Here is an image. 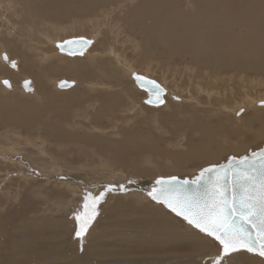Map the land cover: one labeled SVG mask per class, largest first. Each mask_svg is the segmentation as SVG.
Segmentation results:
<instances>
[{
    "label": "bare ground",
    "instance_id": "1",
    "mask_svg": "<svg viewBox=\"0 0 264 264\" xmlns=\"http://www.w3.org/2000/svg\"><path fill=\"white\" fill-rule=\"evenodd\" d=\"M69 29L78 34L72 37L91 40L89 47L75 56L57 47L58 42L72 38L60 37ZM0 47V126L7 129L0 132V166L4 167L5 182L38 181V193L46 189L60 200L66 199L65 203L76 210L88 192L106 193L97 206L100 215L83 238L73 240L75 244L86 240L83 250L89 255L77 264H203L207 250L216 258L220 255V250L214 248V237L205 238L190 227L181 228L173 218L175 213L168 212L148 193L157 187L161 176L184 175L193 164L197 168L192 170L199 171L228 155L250 153L264 140V98L249 94L247 87L255 81L244 78L257 77L258 73L264 77V0H0ZM13 52L21 54L23 60ZM171 61L192 67L194 75L188 77V82L197 93L190 91L185 97L155 79L164 88L163 103H147L148 91L133 76L154 79L151 73H158V68L163 70ZM141 68L148 74L139 73ZM237 69L244 76L236 75L232 84L231 78L227 82V77L220 76ZM42 76L54 78L55 86L64 79L77 86L60 95L63 90L51 92ZM27 79L29 89L23 84ZM133 84L144 92L142 102L146 106L139 102V91L132 88ZM258 85L264 86L254 84ZM236 87L246 91L243 101L237 104ZM17 90L22 96L15 94ZM202 93L207 96L200 99ZM171 99L188 113L184 120L180 118L184 132L174 143L163 144L162 137L143 128L144 117H133L138 118L134 126H126L130 125L127 114V123L123 121L122 114L127 111L138 107L155 111ZM222 108L229 118L221 117ZM230 110L234 112L232 120ZM250 110L252 113L245 116ZM117 122L123 126L112 129ZM102 155L121 165L114 167L103 159L97 161V166L76 163ZM140 155L146 160L160 158L159 164L151 167L152 174L146 173L148 167L143 170L137 166L138 159L134 160ZM202 161L209 162L203 165ZM124 164L130 165L132 173ZM170 166L183 172L162 171ZM112 199L117 200L112 203ZM3 210L0 206V252L5 251V260L0 257V264H48L43 259L47 255L36 252L38 238L47 237L51 231L58 240L55 244H61L78 226L76 215L72 220L50 219L51 223L44 215H31V221L23 217L19 224ZM120 213L126 220H120L118 235L111 230L117 244L111 248L98 244L108 241L102 237L109 227V222H102L104 218ZM97 221L102 225L97 231L101 236L94 238ZM73 236L69 234L70 241ZM183 244L192 246L197 254L173 253V248ZM242 253L247 258L250 255L248 263L264 264L259 254L253 257L247 250Z\"/></svg>",
    "mask_w": 264,
    "mask_h": 264
},
{
    "label": "rangeland",
    "instance_id": "2",
    "mask_svg": "<svg viewBox=\"0 0 264 264\" xmlns=\"http://www.w3.org/2000/svg\"><path fill=\"white\" fill-rule=\"evenodd\" d=\"M14 20H15V22L18 24V26L20 27V25H19V23H18V20H19V18L18 17H15L14 18ZM92 33V32H91ZM61 36V38L63 39V38H66V37H72V36H76V35H78L77 33H76V31H74L73 32V30H71V29H69L68 30V32H65V33H61L60 34ZM109 35H111V34H109ZM127 39H129V40H133L132 38H127ZM133 42V41H132ZM103 48V47H102ZM101 48V49H102ZM0 50H1V47H0ZM13 54L15 55V56H20V59H22L23 60V58H21L22 57V55L21 54H19L18 52L17 53H14L13 52ZM73 56H75V55H73ZM80 56V55H79ZM172 62H173V64H172ZM175 62L176 61H171L170 62V65L168 66V65H165V67H163V70L161 69V68H158V73L156 72V73H151L152 75L151 76H153V78L154 79H157L158 81H160V82H162L163 84H164V86L168 89V90H171V91H175V92H178V93H180L182 96H185V97H189L188 95L190 94L189 92L191 91V93H197L194 89H192L191 88V86H190V82H188L189 80H188V77H191L192 75H194L193 74V72H194V70L192 69V67H188V68H184V65H182V63H180V62H177L176 64L177 65H175ZM180 63V64H179ZM172 69H171V68ZM165 68V69H164ZM153 70H155V69H153ZM161 70L162 71H166V72H161ZM171 70V71H170ZM235 71V72H234ZM236 71H237V74H235L236 73ZM138 72L139 73H141V74H143V73H146V71L145 70H143L142 68L141 69H138ZM239 70L237 69V70H231V73H225V72H222V74H220V76H222V77H227V82H229V78H231V80H230V83L232 82L233 83V78H236V75L238 76L239 75V77H241V76H244L243 74H241L242 72H239ZM165 73H167L166 74V76L164 77V75H165ZM146 74H148V73H146ZM149 74H150V72H149ZM235 74V75H234ZM234 75V76H233ZM131 76V75H130ZM232 76V77H231ZM125 78H127L128 80H131V79H129V77L128 76H124ZM132 77V76H131ZM134 77V76H133ZM258 77V78H257ZM257 77H248V76H246V77H244L246 80H248L249 82H251V81H255L253 84H249L250 86H248L247 88H249V94L251 93L253 96H259V97H262L263 96V98H264V86H260V85H258V86H254V84L255 83H257L258 82V84H264V77L262 76V75H259V73L257 74ZM260 77V78H259ZM42 79L41 80H43V81H46V82H48V84H47V87H48V90H51V92H57V93H59L57 90H56V88L57 89H61V90H63L61 93H60V95H62V94H66L67 92L66 91H72V90H74V88L73 87H75L76 88V86L77 85H72V86H69V87H65V88H60L59 86H55V84H54V78H52V77H41ZM48 78V79H47ZM63 77H60V79H62ZM66 78V77H65ZM18 79V78H17ZM20 79H21V77H20ZM53 79V80H52ZM59 79V80H60ZM256 80H257V82H256ZM20 81V80H19ZM261 83H260V82ZM235 82V81H234ZM231 83V84H232ZM20 86V85H19ZM78 87H80L79 89H82L83 87L82 86H80V85H78ZM179 89H178V88ZM185 89L186 88V90H184L183 88ZM133 89H136V88H138V87H136L134 84H133V87H132ZM180 88H182V89H180ZM237 88V87H236ZM65 90V91H64ZM179 90V91H178ZM261 90V91H260ZM20 90H17V91H15L14 93L15 94H20V96H22L21 94V92H19ZM139 91V92H138ZM136 92H138V93H136L137 94V98H138V100H139V102L140 103H144L145 104V106H146V103H145V101H143L142 102V100H143V98H144V92L141 90V89H139L138 88V90L136 91ZM245 90L243 89V88H237V94H236V99H238V100H236L235 101V104H237V103H239V102H241V101H243V98L246 96L245 95ZM0 93H2V90H0ZM142 93V94H141ZM169 92L168 91H166V94H168ZM57 95V94H56ZM140 96V97H139ZM204 96H207V95H205L204 93H202V94H200V96H199V98L200 99H203V97ZM147 97H148V95H147ZM221 99H223V97L221 98ZM172 101H167V104H168V107H167V104L166 103H164L162 106H163V108L165 107H167L165 110L162 108V106H159L158 108L159 109H156L155 111H158V113L157 112H155L153 109H149L148 110V108H147V110L146 109H144V110H142L141 108L139 109V107L138 108H136L135 110H130V111H127V113H125V114H122L123 116H125L126 114V116L127 117H130L129 119H130V121H129V124L130 125H126V126H134L135 125V122H134V120H136V119H138V118H135L134 120H133V117H139L140 119L142 118V117H144V120L145 121H143V119H142V121H143V123H142V127L143 128H145V129H150V130H152V132H154V135H156V136H159V137H162L163 139V144H168V143H171V141L172 140H174V141H172L173 143L175 142V141H177L178 140V137H181L182 136V134H183V128L180 126V120L181 119H185L186 118V116H187V114H186V112L184 113L183 112V110H184V108H183V106H179V105H177V102L175 101V100H173V99H171ZM244 100H246V99H244ZM169 103H170V105H169ZM142 104H140V105H142ZM143 104V105H144ZM166 104V105H165ZM142 105V106H143ZM148 105V104H147ZM195 106V105H194ZM153 107V106H152ZM172 107V108H171ZM198 106H196V108H197ZM181 108V109H180ZM139 111H138V110ZM174 109H175V111H174ZM160 110V111H159ZM165 112H164V111ZM173 110V111H172ZM177 110V111H176ZM216 110V109H215ZM141 111V112H140ZM147 111V112H146ZM151 111L153 112L152 114H151ZM171 111V112H170ZM185 111V110H184ZM220 111L222 112L221 113V117H223V118H229L228 117V115L226 114V113H224V112H226L223 108L222 109H220ZM180 112V113H179ZM183 112V113H182ZM231 112V113H230ZM140 113V114H139ZM144 113V114H143ZM157 113V114H156ZM168 113V114H167ZM173 113H175V115L176 116H174L173 115ZM228 113H230L229 115H230V119L232 120V118L233 117H231V115L233 116L234 114V112H233V110L231 111H229ZM250 113H252V111L250 110V111H248V112H246L245 113V116L247 115V114H250ZM137 114H139V115H137ZM159 114V115H158ZM179 114V115H178ZM133 115V116H132ZM177 115H178V117H177ZM126 116H125V118H123V121H125L126 123H127V119L128 118H126ZM171 116V117H170ZM174 116V117H173ZM185 116V117H184ZM147 118V119H146ZM154 118V119H153ZM156 118V119H155ZM158 118H159V121H158ZM175 118V119H174ZM181 118V119H180ZM220 118V117H219ZM222 118V119H223ZM170 119V120H169ZM173 119V120H172ZM177 119V120H176ZM178 119H179V121H178ZM132 120V121H131ZM163 120V121H162ZM230 120V121H231ZM150 121V122H149ZM156 121H157V123H156ZM231 122H233V121H231ZM145 123H146V125H145ZM178 123V124H177ZM150 124V125H149ZM159 124V125H158ZM175 124V125H174ZM177 124V125H176ZM117 125L118 126H116V127H113L112 129H115V130H118L119 129V127L121 126H123V124L122 123H119V122H117ZM160 125H162L160 128L161 129H156V128H159V126ZM179 125V126H178ZM155 126V127H154ZM158 126V127H157ZM166 128H165V127ZM154 127V128H153ZM152 128V129H151ZM179 128V129H178ZM181 128V129H180ZM5 129L6 128H3V127H1L0 126V132H4L5 131ZM175 129V130H174ZM7 130V129H6ZM156 130V131H155ZM158 130V131H157ZM177 130V131H176ZM109 131H111V128H109ZM162 132H164V133H162ZM188 133L190 132L189 130L187 131ZM157 134H159V135H157ZM169 138V139H168ZM167 140H169V141H167ZM264 146V140L263 141H261L259 144H256L253 148H252V150L251 151H255V150H257V149H261L262 147ZM90 149H91V147H89ZM92 150V149H91ZM96 154H98V152L96 151ZM137 154V153H136ZM126 156V155H125ZM128 156V155H127ZM230 155H228V156H226L225 158H223L222 160H219V161H217V162H215L214 164H219V163H221V162H223V161H226L227 159H228V157H229ZM235 156H238V155H235ZM98 156H93V158L92 159H90L88 162H85V160H84V162H82L83 160H80V162H76L77 164H89V163H91V164H93L94 166H97V163H99V162H97V161H99V160H104V161H109L111 164H113V166L115 167V165H121V163L120 162H114V159L112 158V160L110 159V157H108L107 158V156L106 155H102V157H99V158H97ZM104 157V158H103ZM141 157H142V161H141ZM107 158V159H106ZM138 159V160H137ZM144 159V160H143ZM153 161H152V160ZM160 159V158H159ZM159 159H158V157H151V158H147V160H146V157H144V156H142V155H140L139 157H137V158H135V162H136V160H137V162L139 163V164H137V166L138 167H141L143 170H144V168L146 169L147 167V169H146V173H148V174H152V171H151V167L152 168H155V166H157L158 164H159ZM111 160V161H110ZM146 160V161H145ZM95 161V162H94ZM156 161V162H155ZM113 162V163H112ZM141 162V163H140ZM143 162V163H142ZM154 162V163H153ZM158 162V163H157ZM209 161H202L201 163L203 164V165H205L206 163H208ZM147 163H149V164H147ZM152 163V164H151ZM200 163V162H199ZM199 163H196V164H199ZM199 164L200 166H202V164ZM174 164V163H173ZM173 164H170V165H173ZM92 165V166H93ZM140 165V166H139ZM199 165H197L198 167H199ZM125 169L127 168L128 169V171H132V168L131 167H129L127 164H124V165H122ZM146 166V167H145ZM1 167V171H0V184L1 185H3V187H0L1 188V190H0V203H1V201H2V204L3 205H1L0 204V206L2 207H4V210L3 211H6V213H8L9 214V218H11L10 220L12 221V219H13V222H17V223H21V222H23L24 220H26V221H31V220H28V218H32V217H40V216H42V215H44V217H46L47 218V220L49 219H52V220H55V219H58V220H68V219H70V220H72L73 218H74V215H78V214H81V213H83L84 212V198H83V200L81 201V204H80V207L76 210V208H74L73 206H71V205H68V204H66L65 203V200L63 199H61L60 200V198H59V196H56V195H51V193H49V191H46V189H42V191L43 192H45V193H43V194H40V193H38L37 191H36V189L38 188V186H40V185H38L39 183H38V181L36 182V181H32L31 179L30 180H28L27 182H28V184H27V182L26 181H24V180H20V179H18V182H17V180L16 181H12V183L11 184H13V185H11L10 183L8 184L7 182V180L8 179H6V182H5V177L6 176H3L4 174H5V171H3V169H4V167L3 166H0ZM144 167V168H143ZM150 168V169H149ZM165 168V167H164ZM163 168V169H164ZM168 168V169H167ZM197 167H194V164H193V167H192V165H191V167H189V170H188V172H186L184 175H181V174H177V175H179V176H181V177H185V176H189L190 178L191 177H193L198 171L197 170H192V169H196ZM126 169V170H127ZM167 170V172L168 171H176V172H183V170H177L176 168H173V166H170V167H166V169H164V170H162V171H166ZM151 171V172H150ZM184 171H186V170H184ZM83 173H85L84 171H82ZM155 172V171H154ZM132 173V172H131ZM142 175H144V174H142ZM1 178H3V179H1ZM7 178V177H6ZM15 178V177H14ZM86 179V178H85ZM22 181V182H21ZM17 182V183H16ZM5 183V184H4ZM26 185H25V184ZM6 184H8V185H6ZM15 184V185H14ZM19 184V185H18ZM21 184V185H20ZM24 184V185H23ZM31 184V185H30ZM34 184V185H33ZM32 185H33V187H32ZM20 186V187H19ZM21 186H23V187H21ZM27 186V187H26ZM9 189H8V188ZM19 187V188H18ZM11 188V189H10ZM28 188V189H27ZM3 189V190H2ZM12 191V193H10L11 191ZM14 190H16V191H14ZM19 190H20V192H19ZM34 190V191H33ZM48 190H49V187H48ZM6 193H4V192ZM32 191V192H31ZM65 191H66V194L67 195H70V191H68L67 189H65ZM8 192V193H7ZM35 192L37 193L36 195H35ZM27 193V194H26ZM88 193H90V192H88ZM94 196H95V191H93V192H91ZM34 194V195H33ZM46 194H47V196H46ZM49 194V195H48ZM99 194V193H98ZM2 195H3V197H2ZM11 195V196H10ZM21 195V196H20ZM23 195V196H22ZM43 195H44V197H43ZM97 195V194H96ZM4 196H6L5 198H4ZM15 196H18V199H16L15 198ZM33 196V198L34 199H31V197ZM35 196V197H34ZM43 197V198H42ZM51 197V198H50ZM81 197V196H80ZM11 198V199H10ZM14 198V199H13ZM66 198V197H65ZM12 200V201H11ZM20 200V201H19ZM115 200H117V199H112V203L115 201ZM31 201V202H30ZM121 201H123V202H129V201H132L131 199H123V200H121ZM8 202V203H7ZM24 203V204H23ZM32 206H34V209H30L31 208V205ZM62 203H64L63 205H62ZM28 204V205H27ZM42 204H43V206H42ZM57 204V205H56ZM39 206H41V207H39ZM108 206V205H107ZM16 207V208H15ZM18 207V208H17ZM36 208V209H35ZM12 209V210H11ZM59 209V210H58ZM64 209H66V210H64ZM73 210V211H72ZM105 210L107 211L108 210V207H106L105 208ZM33 211V212H32ZM21 212V213H20ZM68 212H70V213H68ZM168 212H173V211H171L170 209H168ZM30 213H32V214H30ZM77 213V214H76ZM20 214V215H19ZM36 214V215H35ZM118 214V213H117ZM117 214H115L114 215V217L112 216V217H108L107 216V218L105 219L104 218V220L102 221V222H109V227L107 228V232L105 233V234H103L102 235V237H103V239H107L108 241H106L105 240V242L103 243V242H100L99 241V243L98 244H100L101 243V245L103 244L105 247H107V248H111V245L112 246H115L116 244H117V239L116 238H112L113 237V234L111 233V230H113L112 232L114 233V236H116V235H118V233L116 232V231H118V229H121L120 227H119V225L122 223V222H120V220L121 219H124V220H126V218H123L124 217V215H122L121 213L119 214V215H117ZM31 215H32V217H31ZM100 215V211L98 212V214L96 215V218L98 217ZM126 215V214H125ZM176 215V216H175ZM76 216H75V220H76ZM178 215L177 214H173V218L174 219H177L176 221H178L179 223H180V226H181V228H184V229H186L187 227L189 228L190 227V229H192L193 231L194 230H196V231H194L195 233H197L198 235H201V236H203V237H205V238H213L212 236H209V235H207L206 233H203V232H201L200 230H198L197 228L195 229V228H192L193 226L192 225H190L186 220H184V219H182L181 217H177ZM13 217V218H12ZM15 217V218H14ZM23 217H24V220H23ZM52 220H50L49 221V223H51V221ZM96 220V219H95ZM76 222H77V220H76ZM111 222V223H110ZM120 222V223H119ZM100 224V225H99ZM117 224V225H116ZM77 225H78V223H77ZM52 226H54V225H52ZM56 226V225H55ZM97 226V227H96ZM101 226V227H100ZM78 228H79V226H77V231H78ZM90 228V227H89ZM89 228H88V230H89ZM102 228V225H101V222H99V221H97V223H96V225H95V232H94V235H93V237L95 238V237H100L101 235H100V229ZM113 228V229H112ZM53 229H56V227H53ZM97 229V230H96ZM73 231L72 233L71 232H69L68 233V236L67 237H65L66 239L65 240H63V241H61V244H55V242L56 241H58L56 238H54V236H52L53 235V233L51 232V231H49V235L46 237V236H44V237H42V236H40L38 239L39 240H37L38 241V245H39V247H38V249H36V252L38 253V254H40V255H47L46 257L48 258V259H50V260H48L46 257H44L43 259H44V262L46 263V261H47V263L49 264H51L52 262L53 263H56V262H62L63 264H71V263H73L74 264V262H76L75 264H77L78 262H82V260H81V257H88L89 255H88V252L86 251V250H83L84 249V247L86 246V240L85 241H81V242H79L78 241V243H76L75 244V242L73 241L74 239L76 240V239H81L80 237H77L76 236V232L77 231ZM87 230V231H88ZM97 231H99V232H97ZM87 233V232H86ZM109 233V234H108ZM115 233H117V234H115ZM69 234H73L74 236V238L73 239H71L72 241H70L69 239H70V237H69ZM85 236V235H84ZM83 236V237H84ZM101 237V238H102ZM24 238V237H23ZM54 238V239H53ZM68 238V239H67ZM40 239H41V241H40ZM43 239V240H42ZM111 239V240H110ZM68 240V241H67ZM215 241V240H214ZM71 244H70V243ZM69 243V244H68ZM97 243V242H96ZM215 243L216 244H214V248L215 249H218V250H220V255L219 256H217V258H216V256H212L213 255V253L212 252H209L208 250L206 251V255L207 256H205L204 258H202V260H204V261H202L203 262V264H215V262L217 261V260H219V262H220V264H250V263H248L247 261H246V259L248 260V259H250V255L248 256V258L246 257V255H244L242 252H245L246 253V250L245 249H239L237 252H231V253H229L230 255H224L223 253H222V246L217 242V241H215ZM64 244H65V248L63 249V246H64ZM47 245V246H46ZM54 245V246H53ZM59 245V246H58ZM41 247V248H40ZM49 247V248H48ZM3 248V247H2ZM62 248V249H61ZM75 248V249H74ZM175 249V250H174ZM50 250V251H49ZM54 250V251H53ZM62 250H64L63 252H61ZM58 251H60L59 252V255H64V256H59L58 254H56V253H58ZM4 249H2L1 250V252H0V257H1V259L4 261L5 260V258H4ZM175 252H178V253H186V254H188V253H191V252H195L196 254H197V252H196V250L192 247V246H190V245H186V244H183L182 246H176L175 248H173V253H175ZM160 253H162V252H160ZM238 253H240V254H238ZM52 254V255H51ZM55 254V255H54ZM209 254V255H208ZM223 254V255H222ZM253 254V257H257L258 256V254H254V253H252ZM56 255H58V256H56ZM53 256V257H52ZM243 256V257H242ZM52 257V258H51ZM203 257V256H202ZM232 257V258H231ZM104 258H106V257H104ZM205 258H206V260H205ZM45 259H47V260H45ZM74 259V260H73ZM232 259V260H231ZM35 261H38V260H36V259H34ZM228 260V261H227ZM239 260V261H238ZM50 261V262H49ZM52 261V262H51ZM224 261V262H223ZM227 261V262H226ZM239 263H238V262Z\"/></svg>",
    "mask_w": 264,
    "mask_h": 264
},
{
    "label": "snow or ice",
    "instance_id": "3",
    "mask_svg": "<svg viewBox=\"0 0 264 264\" xmlns=\"http://www.w3.org/2000/svg\"><path fill=\"white\" fill-rule=\"evenodd\" d=\"M81 43L86 46L90 42ZM162 91L155 85L153 99L147 102L163 103ZM156 183L158 188L149 193L152 199L163 202L189 224L214 237L223 246L225 256L244 248L264 257V149L233 156L227 167L213 165L203 169L191 183H180L175 177ZM105 194L85 195L84 212L76 216L77 237L86 234ZM215 264H220L219 260Z\"/></svg>",
    "mask_w": 264,
    "mask_h": 264
},
{
    "label": "water",
    "instance_id": "4",
    "mask_svg": "<svg viewBox=\"0 0 264 264\" xmlns=\"http://www.w3.org/2000/svg\"><path fill=\"white\" fill-rule=\"evenodd\" d=\"M82 40H86V41H89L90 43H88L86 46L85 45H83L82 43H81V41ZM91 44V40L90 39H87V38H84V37H72V38H68V39H66V40H64L63 42H58V44H57V47L59 48V50L61 51V52H67V53H69V54H74V55H76V54H80V53H82L87 47H89V45ZM5 57V56H4ZM6 58V57H5ZM14 62V61H13ZM11 65L13 66L14 65V63H11ZM15 66V65H14ZM137 77H140V79H137ZM134 78H135V81L141 86V87H143V88H145L147 91H148V98L145 100L146 102L147 101H149L150 99H153V97H152V89H153V87L155 86V85H158L161 89H163V91L160 93V99H162L163 100V93L165 92L164 91V88H163V86L157 81V80H155V79H152V78H149V77H145V76H142V75H135L134 76ZM29 79H27V80H25L24 81V87H25V89H29ZM8 82V81H7ZM8 84V83H7ZM63 85V86H62ZM72 85H74V81H69V80H66V79H64V80H61V81H59V83H58V86L60 87V88H65V87H69V86H72ZM148 103V102H147ZM263 103V102H262ZM261 103V104H262ZM150 104H153V105H157L158 103H150ZM262 149H264V146L261 148V149H257V150H255V152H259L260 150H262ZM252 152H254V151H251L250 153H247L248 155H251V153ZM243 155H245V154H243ZM243 155H241V156H243ZM233 156H235V155H230L229 157H228V159L226 160V161H223V162H221V163H219V164H211V165H208V166H205V167H203L202 169H200L193 177H189V176H185V177H181V176H179V175H171V176H161V177H159L157 180H165V181H167V180H170L172 177H175V178H177V180L180 182V183H183L184 181H189L190 183L192 182V181H195L196 179H197V177L200 175V173H201V171L203 170V169H206V168H208V167H210V166H213V165H218V166H220V167H227V164H228V162H229V160L231 159V157H233ZM235 157H240V156H235ZM192 187L194 188L195 187V185H192ZM156 188H158V185H157V187ZM148 195H149V193H148ZM150 196V195H149ZM151 197V196H150ZM151 199H152V197H151ZM153 200V199H152ZM158 202V201H157ZM159 203H161V204H163L166 208H168V209H170L166 204H164L163 202H159ZM171 210V209H170ZM172 211V210H171ZM175 213V212H174ZM176 214V213H175ZM179 217H181L182 219H184L183 218V216H181V215H178ZM185 220V219H184ZM193 226V225H192ZM194 227V226H193ZM196 228V227H195ZM199 230V229H198ZM204 233V232H203ZM207 234V233H206ZM218 243H219V241H217ZM220 244V243H219ZM222 246V245H221ZM241 249H244V248H241ZM246 250V249H245ZM222 253H223V246H222ZM251 253H254V254H258V253H255V252H251Z\"/></svg>",
    "mask_w": 264,
    "mask_h": 264
}]
</instances>
